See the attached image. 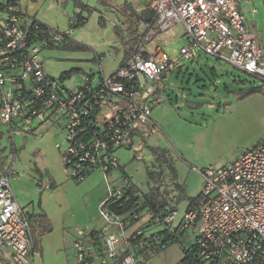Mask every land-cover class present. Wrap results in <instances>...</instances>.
<instances>
[{
	"label": "built area",
	"instance_id": "obj_1",
	"mask_svg": "<svg viewBox=\"0 0 264 264\" xmlns=\"http://www.w3.org/2000/svg\"><path fill=\"white\" fill-rule=\"evenodd\" d=\"M142 2L155 16L142 42L180 22L186 42L178 57L160 47L145 52L141 42L108 76L101 75L93 82L86 74L74 92L60 87L45 72L38 58L44 40L28 41L29 22L8 13L10 6L0 10V123L12 134L32 133L34 120L40 124L65 119L67 144L61 157L73 177L85 176L88 173L82 172L87 168L106 171L119 165L113 156L117 147L131 148L135 159L143 158L145 139L160 132L151 108L162 101L160 90L166 88L180 57L194 58L200 49L224 58L264 85V44L242 13V4L253 0ZM256 10L250 7L252 13ZM60 34L53 32L52 38L56 40ZM17 68L20 72H13ZM19 78L32 81L26 91L20 90ZM17 95H25L28 105ZM17 120L21 127L13 126ZM197 171L203 181L200 198L187 206L176 227L189 231L203 264H264V135L229 163L209 164ZM8 173L9 169H0V264H31V215L15 200ZM39 182L47 187L42 179ZM127 184L124 178L120 187H109L106 196H118ZM104 199L98 204L100 215L115 229L99 234L97 255L101 262L118 257L116 264H146L140 255H122L129 240L122 238L123 222L104 208ZM174 214L167 215L165 221L172 223ZM86 233L78 229L68 264L91 263Z\"/></svg>",
	"mask_w": 264,
	"mask_h": 264
},
{
	"label": "rangeland",
	"instance_id": "obj_2",
	"mask_svg": "<svg viewBox=\"0 0 264 264\" xmlns=\"http://www.w3.org/2000/svg\"><path fill=\"white\" fill-rule=\"evenodd\" d=\"M20 2L28 4L26 0ZM37 2L42 5L37 13L38 16L50 17L45 9L46 4L42 0ZM117 2L119 1H53L60 11V22L57 23L59 27L66 28L68 19L74 15L77 19L84 20L82 24L72 26L69 37L84 45L85 49L53 47L44 48L38 54L45 72L54 78H59L63 71L78 68L63 79L64 85L72 92L86 74H89L95 82L99 76L106 77L117 67L123 48L122 41L114 28L115 23L121 18L113 5ZM250 7H255L256 12L252 13ZM242 13L247 25L264 40L263 1L253 0L251 4H242ZM117 31L122 33L120 26L117 27ZM183 33V25L180 22L176 23L163 32L162 36L153 37L150 45L163 47L169 55L178 57V50L186 42ZM222 53L225 57L228 56L226 49ZM13 72H20V68L14 69ZM260 83L259 78L247 74L224 58L206 54L200 49L197 50L194 58L180 57L179 66L166 81V88L160 90L162 101L151 108V116L158 123L160 132L145 139L143 158L135 159L131 148L114 149L113 156L117 159V163L123 167L132 182L143 191H147L148 185L152 184L147 178V170L155 169L153 166L155 162L160 167L161 195L171 202L175 199L174 205L177 207L172 226L176 227L179 224L189 202L186 196L176 201L178 192L173 190L171 172L167 171L171 155L174 157L178 179L184 185L186 193L195 195L200 192L203 186L202 178L197 169L191 166L227 164L260 138L263 126L262 122L259 123L253 105L246 96L237 97L240 89L257 86ZM64 124L65 119L53 123L45 121L40 124L34 120L32 133L19 131L12 134L6 124L0 123V169H9L10 187L14 183L16 190L19 191L23 183L26 184V189L30 184L26 201L24 203L18 201V204L23 206L32 200L30 203L33 207L43 213H45L42 206L43 195L53 191L55 184L56 187L60 186L58 194L66 197L69 202L64 216L68 219L70 230L75 229L76 236L78 229L86 230L87 222L91 224L97 221L98 225L107 224L100 215L98 204L108 193L109 187L114 188L123 184L124 172L118 165H114L106 171L95 168L81 178L73 177L66 170L61 157V152L67 144ZM158 147L167 150L155 161L151 155L153 149ZM14 155L16 158L13 159ZM36 162H41L46 167L42 181L47 187H43L37 181L39 175L24 169L28 164L33 165ZM13 171L16 173L12 174ZM18 174L23 178L13 181ZM88 184L93 186L86 189ZM97 190L101 191L102 199L92 201L93 193ZM13 194L17 195L15 191ZM44 201L53 203L54 199ZM184 233L181 241L187 247L192 239L189 231ZM182 246L180 241L171 242L153 255L146 256L145 263L184 264ZM60 252L56 254L53 250L46 251L44 264H49V261L52 264H68L73 252L72 244L61 249ZM117 262L118 257L114 264ZM111 263L109 259L105 264ZM90 264H103L101 256L94 254Z\"/></svg>",
	"mask_w": 264,
	"mask_h": 264
},
{
	"label": "trees",
	"instance_id": "obj_3",
	"mask_svg": "<svg viewBox=\"0 0 264 264\" xmlns=\"http://www.w3.org/2000/svg\"><path fill=\"white\" fill-rule=\"evenodd\" d=\"M15 0H0V10L4 11L7 6L11 7V10L7 11L17 15L21 19V12L16 9ZM119 12L120 16H126L124 29L119 33L117 27L120 26L119 18L118 24L114 26L115 32L123 44V60L134 52L138 45L142 42L141 37L144 35L145 28L139 30L138 22L139 19L144 16L148 8L145 7L142 11L136 12L133 9H129L128 4L123 2L120 6L115 8ZM83 19L79 18L71 26H78L83 23ZM53 32L61 33L58 39H53ZM27 36L29 42L41 43L44 40V44L41 45V50L44 48H63V49H85L86 47L77 41L71 39L66 33L60 31L59 29H54L46 26L45 24L38 22L35 19L29 21ZM80 69V68H79ZM78 70V68H72L68 71H63L59 78H54L53 76L47 75L56 79L58 85L67 90H70L64 85L63 79L68 77L73 71ZM89 77L90 75L87 74ZM255 77V76H254ZM32 81L30 79H18V83L21 86V91H26L29 84ZM264 85L261 82L257 86H252L245 89H240L237 97L241 98L253 92H264ZM19 100L23 101L24 106L28 105V99H25V95H17ZM13 126L21 127L22 123L20 120L13 121ZM166 148L158 147L153 149L152 156L156 161L162 154L166 153ZM174 157L171 155V162L167 168L168 172H171V178L173 182V190L178 192L176 201L184 195V189L182 185L175 181L176 172L173 166ZM119 166V165H118ZM153 170H147V178L152 182L148 185L147 191L143 192L139 187L134 184L130 178L128 179V184L121 187L120 194L118 196H106L104 199V208L111 214L118 216L122 222L124 228L134 226L131 234L128 236L129 245L121 253H134L135 255H140L143 258L146 256H151L154 253L165 248L171 242L180 241L183 245L184 256L182 262L184 264H203L202 259H200L196 249L195 243L192 240L191 244L186 247L181 241L180 236L183 235L185 231L181 230L179 227L172 226V223L166 222L165 217L172 212L176 211V206L174 205L175 199L171 202L169 199L164 198L160 192L159 179L162 175L160 167L157 166L156 162L153 163ZM165 171V172H167ZM90 172V168L82 172L86 174ZM199 195L193 197L189 200L188 205L192 201H196ZM171 198V197H170ZM144 216L146 218H144ZM52 226L47 218L46 214L41 212L37 215L30 216L29 233L33 241V248L37 244V236L51 230ZM100 230L94 231L89 230L86 233L87 240L94 242V244H99V234Z\"/></svg>",
	"mask_w": 264,
	"mask_h": 264
},
{
	"label": "crops",
	"instance_id": "obj_4",
	"mask_svg": "<svg viewBox=\"0 0 264 264\" xmlns=\"http://www.w3.org/2000/svg\"><path fill=\"white\" fill-rule=\"evenodd\" d=\"M53 1L54 0H42V2H44L46 4L45 5V9H47V11L49 12V16L50 17L45 16L43 18H40L38 16L37 13L42 8V5L38 4L37 0H26V2L28 4H21L20 0H15V3H16L15 7H16V9H18L21 12V20L29 22L33 18V19L37 20L38 22H41V23L45 24L48 27H51V28H54V29H59L60 31H63L64 33H66L69 36V33L71 31V28H72L71 24L74 23L77 20V18L74 15V17H71V18L68 19L69 21H68V25H67L66 28L59 27L57 23L60 22L59 21V18H60L59 13H60V11H59V8L53 3ZM118 1L119 2H117L116 4H113V5H115V8L117 6H120L123 2L128 4L129 9H133L137 13L142 11L145 8V6L143 5L142 0H139L137 2H136V0H118ZM44 3H42V4H44ZM125 17L126 16H121L120 19H122V20H119L120 21V28L122 29V31H123L124 25H125V23L122 22V21L126 19ZM125 22H126V20H125ZM154 22H155V16H154L153 12L150 9H148V11H146L144 16H142L139 19L138 28H139V30H142V29L145 28V31H146V28L148 26H150V25H153ZM117 24L118 23H115V25H117ZM122 33H124V32H122ZM162 33L163 32H156L150 39H148L145 42H142L143 43V50L145 52H151L155 48H157L154 45H150L151 44L150 40L153 37L162 36L161 35ZM256 35H257V38L259 39V41H261L264 44L263 38L260 37L257 34V32H256ZM116 37H117V35H116ZM141 39H142V37H141ZM160 48H162L164 50L163 47H160ZM122 61H123V48L121 49V57H120L118 65ZM246 99L250 101L251 105H253L254 112H255L257 118H259V123L262 122V126H263V129H264V119H263V116H264V92L263 91H261V92H253L251 94L246 95ZM154 122L158 126V123L155 120H154ZM260 135H261L260 138L263 137V135H264L263 130H262ZM260 138H258V139H260ZM14 158H16L15 155L13 156V159ZM43 165L44 164H41V162H36L33 165L28 164V167H24V169H27L29 172L39 175V178L37 180V181H39L40 179H42V177H43L42 175L46 171V167H44ZM173 166H174L175 172H176L175 181L178 184L182 185V187L184 189V195L187 197L188 202H189V200L191 198L198 196L200 192L196 193L195 195H188L186 193V191H185L184 185L178 179V174H177V169H176V166H175V162H173ZM119 167L124 172L123 167L120 166V165H119ZM197 167L201 168V167H203V165H200V166H194L193 165V166H191V168L198 169ZM13 172H12V174L16 173V172H14V173ZM124 174H125V172H124ZM125 177L129 178L127 176V174H125ZM21 178H23V176L21 174H18V176L13 178V181L14 180H20ZM92 186H93V184H88L86 186V189L91 188ZM29 187H30V184L28 185V187L26 189V184L23 183L22 184V188H20V190L18 191V190H16V187L14 186V183H13V186L11 187V190H12V192L15 191V193H17V195L13 194L15 200L17 201V203H18V201H21V203H24L26 201V199H27L26 198V193H29V191H27L29 189ZM115 187H120V186H115ZM59 188H60V186L56 187V184H55V189L53 191H50L48 194L43 195V197H42V206L45 209V214L47 213L46 216H47V218L49 219V221H50V223L52 225V230H51V232H49L47 234H43L42 236L38 235L36 237L37 238V244H36V247L33 248V251H32V254H31V258H32L31 264H44V262H46L45 256H44L46 251H52L53 250L56 254H58L61 249H64L67 246L71 245L73 243L75 237H76L75 236V229L72 230V231L70 230V225L68 223V219H66V217L64 216V213L67 211V208L69 206V202L67 201L66 197L64 198L62 195L58 194ZM141 191H143V190L141 189ZM100 192H101L100 190H97L95 193H93V197L91 198L92 201H97V200H101L102 199L101 198L102 196H100ZM143 192H145V191H143ZM52 198L54 199L53 203H46L44 201V200L52 199ZM199 198H200V195H199L198 199ZM30 201H32V200H29V202H26V204H24L22 206L23 209L28 211V213L30 215H32V216L41 213L40 210L35 209L33 207V204L30 203ZM176 209H177V207H176ZM85 226H86V230L85 229L84 230L86 232L89 231V230H94V231H98V230H100V231H110L111 230V231H113L115 229L110 224L103 223L102 225H98L97 221L92 222L91 224L87 222L85 224ZM135 226H136V224L134 226L125 228L124 235L122 236V238L124 239V238L128 237L131 234V232H132V230L134 229ZM183 234H185V233H183ZM181 236L183 237V235H181ZM181 236H180V239H181ZM85 242L87 244V247H89V252H90V255H91L90 256L91 257L90 261H91L92 260V256L94 254H97V245L94 244V242H92L90 240H87V239H86ZM111 262L113 263L114 261H111ZM49 264H52V263L49 261Z\"/></svg>",
	"mask_w": 264,
	"mask_h": 264
}]
</instances>
